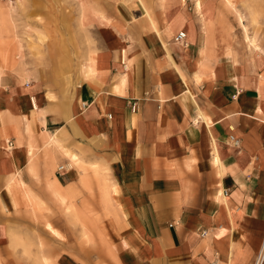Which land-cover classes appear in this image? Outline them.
<instances>
[{
  "label": "crops",
  "instance_id": "1",
  "mask_svg": "<svg viewBox=\"0 0 264 264\" xmlns=\"http://www.w3.org/2000/svg\"><path fill=\"white\" fill-rule=\"evenodd\" d=\"M234 2L165 0L154 19L120 13L64 88L1 74L0 264H27L18 244L40 240L20 230L47 209L61 236L41 230L66 247L56 264L254 263L264 241V0ZM51 49L60 70L66 51ZM65 149L87 170L68 167Z\"/></svg>",
  "mask_w": 264,
  "mask_h": 264
},
{
  "label": "rangeland",
  "instance_id": "2",
  "mask_svg": "<svg viewBox=\"0 0 264 264\" xmlns=\"http://www.w3.org/2000/svg\"><path fill=\"white\" fill-rule=\"evenodd\" d=\"M164 1L0 0V76L5 71H12L24 79L40 78L50 87L64 88L76 82L80 71L91 63L92 56L98 52L104 42L105 27L119 25L117 17L120 13L129 11L133 17L144 14L147 18L154 19V10ZM226 5L234 7L238 14L241 13L235 2L233 5ZM160 7L163 8L162 5ZM251 13L256 23L258 20L256 12L252 10ZM61 46L66 53L62 57L63 67L59 70L54 68L56 64L52 61L51 48ZM62 141L63 139H58L56 143L61 146ZM47 142L49 143L48 140ZM69 152L65 149V155L69 157L67 166L70 168L78 166L87 170L86 164H83L80 157L76 153L71 155ZM34 167L33 163L30 170H34ZM92 167L97 171L96 165ZM49 186L65 203L64 187L58 180L49 182ZM39 214L35 213L31 216L20 230L26 240L29 235H35L40 240L39 243L18 244L30 252L28 253L30 258L23 261L27 264L28 262L56 264L58 254L66 247L53 243L50 238H45L46 233L41 230L47 228L53 234L61 236L49 222L50 210H42ZM33 251L41 252V256L36 254V257L32 258Z\"/></svg>",
  "mask_w": 264,
  "mask_h": 264
},
{
  "label": "built area",
  "instance_id": "3",
  "mask_svg": "<svg viewBox=\"0 0 264 264\" xmlns=\"http://www.w3.org/2000/svg\"><path fill=\"white\" fill-rule=\"evenodd\" d=\"M184 36H185V34L183 32H181L179 35H177L176 40H180ZM231 139L233 140L234 144H236V145L240 144L239 139H236V138H231ZM10 145H12V142H10ZM65 168H66L65 165H59L58 166L59 171L65 169ZM253 264H264V241H263V244H262Z\"/></svg>",
  "mask_w": 264,
  "mask_h": 264
}]
</instances>
